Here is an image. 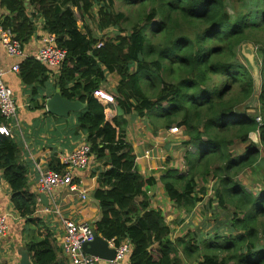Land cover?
<instances>
[{"label":"trees","instance_id":"1","mask_svg":"<svg viewBox=\"0 0 264 264\" xmlns=\"http://www.w3.org/2000/svg\"><path fill=\"white\" fill-rule=\"evenodd\" d=\"M25 1L1 0L0 8L6 12L1 27L11 30L24 48L34 35V19L41 15L43 28L67 51L59 68L62 95L75 100L83 91L79 100L86 109L80 129L88 133L94 157L109 160L104 165L105 179L94 194L102 213L97 233L117 246L123 240L130 242L131 252L124 263L264 264V192L252 193L237 181L261 163L264 150V43L258 39L264 33V13L242 9L231 19L225 0H141L149 12L126 34L127 17L115 11L114 0H32L31 9ZM247 1L256 0H241V5ZM98 4L96 23L91 13ZM112 28L118 31L116 37L97 49L96 31ZM248 42L259 46L256 51L261 53L259 111L263 118L259 112L250 113L247 104L255 95V80L239 52ZM48 69L33 58L22 63L19 74L24 85L42 86ZM108 74L120 77L113 95L117 102L114 126L106 121L105 107L93 97ZM83 79L90 82L82 85ZM128 117L151 119L155 133L159 126L183 130L189 172L180 175L176 169L169 170L161 183L175 208L189 215L202 202L199 195L207 192L197 194L196 183L213 181L215 201L211 203L216 202L226 218L232 214L231 220L219 223L224 229L221 234L216 227L206 240L199 231L172 239V227L147 195V187L156 182L138 172L137 156L125 140ZM5 123L0 112V126ZM255 138L262 149L253 142ZM235 141L250 145L234 156ZM20 145L0 135V169L16 212L31 224L38 200L27 187ZM50 169L59 172L63 166ZM139 198L143 199L136 206ZM25 247L34 264H65L58 259L61 249L41 250L33 240Z\"/></svg>","mask_w":264,"mask_h":264},{"label":"crops","instance_id":"2","mask_svg":"<svg viewBox=\"0 0 264 264\" xmlns=\"http://www.w3.org/2000/svg\"><path fill=\"white\" fill-rule=\"evenodd\" d=\"M26 8L31 9V3ZM74 10L75 8H73V12L76 14L77 11ZM5 14L6 12L0 8V30L2 29L1 22ZM43 25L44 20L42 16L37 15L34 19V35L23 48V58L11 57L8 55L6 49L1 45L0 38V67L6 73L5 81L14 93L16 102L20 107V120L26 130V144L23 145L22 139L19 138L15 141L20 140L18 142L22 143V145H20L22 152L21 162L27 169V187L29 193L36 196L38 200L34 222L26 224V222L20 218L11 202V189L3 178L0 169V213L8 216L9 226L7 236L0 238V264H20L21 253L27 250L25 246L32 240L35 246L41 250L48 247L61 249V242L65 236L61 218L76 223H87L91 225L95 232H97V223H99L102 218L99 203L94 198V194L99 184L105 179L104 173L106 168L104 165L109 164L107 158L99 160L93 155L89 168L84 171L74 172V191L70 188H63L56 189L53 192V196H55L56 200L54 198H52V200L57 202L61 217L54 212L51 204L46 208L40 201L42 193L38 186L39 169L42 171L53 170L50 169L52 166L60 165L64 157L72 153L80 144L86 143L88 138V133L80 129L79 126V120L83 116L86 107L79 112L71 113L68 118L57 117L46 111V101L55 95L58 88L61 90L58 83V78L60 76L59 69L49 68L47 80L44 85L34 87L24 85L20 78V72L15 73L12 71L14 65H22L25 61L33 59L41 49L43 46V39L50 34L43 28ZM78 25L79 29L84 32L85 30L82 22H78ZM110 31L111 30H108L104 33L96 31V35L99 37V40H107L116 37V34L112 36ZM101 68L102 70L105 69L104 66H101ZM119 78L120 77L116 74H108L106 80L101 83L99 88L114 95V92L117 91L119 86ZM88 82H90V79H83L81 83L85 85ZM83 94V91L80 90L77 93L76 99L69 101L80 102L79 98ZM100 104L106 109V121L114 126L112 120L116 116L115 105L105 102H100ZM127 119L129 124L126 130L125 140L133 147L134 155L137 156V170L145 178H152L156 182L155 185L147 187L146 189L152 207L159 209L163 214L166 212V210L164 211L163 205L169 208L173 207L174 211L180 210L184 212L181 209L175 208L161 183V178L171 170H167L164 164L166 158L169 156L167 151L171 144H165L162 139L163 136L159 134L155 136L152 126H150L152 130H145L144 123L149 121L147 117H128ZM136 125L139 131L141 130V126L144 127L142 137L138 138V140L132 139L131 136V131ZM138 134H140V132ZM138 137H140V135H138ZM147 151H150V157L148 158L144 156ZM166 153L167 156L165 155ZM83 194H86L85 198L82 197ZM142 199L143 198H139L136 201V206L140 204ZM47 210L49 211L47 212ZM168 216L170 217L173 215ZM174 217L175 220L177 215ZM179 218L183 219L184 217L181 215ZM165 219L167 220L168 218L165 216ZM168 225H170V223H168ZM126 241L127 240H123L122 243ZM58 259L65 264H70L62 252L59 253ZM100 264L110 263L101 261Z\"/></svg>","mask_w":264,"mask_h":264},{"label":"built area","instance_id":"3","mask_svg":"<svg viewBox=\"0 0 264 264\" xmlns=\"http://www.w3.org/2000/svg\"><path fill=\"white\" fill-rule=\"evenodd\" d=\"M2 28V27H1ZM1 45L6 49L11 57L23 58L24 51L22 45L15 40L11 30H0ZM106 40H100L96 45L97 49L104 47ZM67 51L57 46V41L51 34L43 39V46L35 55L34 59L50 69H59L67 59ZM20 64L13 66L12 71L20 72ZM5 71L0 67V112L6 120L5 124L0 126V135L11 139L25 140L24 127L20 120V107L16 102L13 91L5 81ZM93 97L100 102L113 104L117 102L113 95L107 93L101 88L93 92ZM260 120V119H259ZM146 158L150 157V151L145 152ZM93 154L88 142L80 144L75 150L64 157L61 161L63 169L59 172L55 170L38 171V186L42 194L48 195L50 204L56 214L61 213L53 192L56 189L70 188L74 191V172L84 171L89 168L92 162ZM86 194L82 197L85 198ZM52 200V201H51ZM49 210H47L48 212ZM62 219L65 236L61 242V252L70 264H100L102 260L88 255L83 250L84 244L94 240L95 230L87 223H76L71 220ZM9 230L8 216L0 213V238L7 236ZM110 248L116 250V259L110 264H122L131 252L129 241L123 242L117 246L113 241H108Z\"/></svg>","mask_w":264,"mask_h":264},{"label":"rangeland","instance_id":"4","mask_svg":"<svg viewBox=\"0 0 264 264\" xmlns=\"http://www.w3.org/2000/svg\"><path fill=\"white\" fill-rule=\"evenodd\" d=\"M241 0H225V5L227 7V12L230 15L231 19H235L238 12L242 9H249L248 11L256 12L257 14L261 15L264 13V0H256L255 2L247 1L246 5H241ZM133 3V4H132ZM101 4L96 5L94 10L91 13V17L93 21L97 22L96 16L97 12L100 8ZM114 7L115 11L124 13L127 17L126 22L123 24V28L126 29V34H129L131 32L132 27L140 22L142 18L149 12V6L145 7L142 5L141 0H114ZM74 11H77L75 8ZM77 14V13H76ZM158 19L155 20L157 22ZM154 22V23H155ZM154 23L152 25H154ZM259 23V22H258ZM95 27V26H94ZM96 30V28H95ZM110 33L113 35L117 34L118 31L114 28L110 29ZM259 40L263 41L264 43V33H260ZM253 42L245 43L246 49H252L253 54L251 56H244V54H241L239 52V59L241 62L252 71L254 76L257 79V90L255 92V95L250 99V101L247 103L250 107L249 112L253 114H260L261 118H263L262 113H260L261 104H260V96H261V84H262V75H261V53L260 51H256V48L259 49V46H254L252 44ZM249 44V45H248ZM259 56V58H258ZM145 90V86H144ZM145 130H152L150 126L151 125V119L149 121H146L144 123ZM160 125H163L162 123ZM153 127V126H152ZM143 126H141V130L139 131L137 129V125L134 126L133 130L131 131L132 139L138 140V138L142 137L143 134ZM154 129V127H153ZM140 132V134H138ZM24 133L26 137V130L24 128ZM153 133L156 135L163 136L162 139L166 143H170L171 146L168 149L167 153H169V156L166 158L164 164L165 167L168 169H175L179 171L180 175H187L189 172V168L185 166L184 156L186 149L183 147V143L187 140V137L183 133V130L176 129V126L172 125L171 130L165 129L163 126H159V130L157 133L153 131ZM140 135V137H138ZM27 140V139H26ZM26 140H22L23 145L26 144ZM20 141V140H18ZM254 143L256 142L257 145H260L262 149V145L258 142V139L255 138ZM250 142H247L243 144L240 141H235L234 146L231 147V154L234 156L241 155L245 152V150L249 147ZM194 152V150H191ZM167 153L165 154L167 156ZM168 159V160H167ZM163 164V163H162ZM166 170V171H167ZM165 171V173H166ZM237 181L241 183L245 188L252 192V193H259L260 191L264 192V150H262V161L260 164L257 165V167L254 170H250L248 172H245L244 175L237 178ZM196 193L199 191L207 190L206 193L200 194L199 199H201L202 202L198 203L196 207L194 208L193 212L191 214H187L184 210V212L180 210H173V207L169 208L168 206H164L165 216L168 218L167 223H170L173 229V235L172 239L175 240L179 237H184L188 231H196V232H202L204 234L203 239L206 240L211 234H215L216 227L219 229L217 231V234H221V232L224 231L222 226H218L219 223L222 224L225 220L229 219L231 220L232 214H228V218H226L224 212L217 208V203L214 204L211 203V201H215V194H214V182L210 181L207 185H204L203 180H200L198 183H196ZM198 194V193H197ZM169 210V211H167ZM213 213L216 214V216H213ZM173 215V216H168ZM176 219L174 220V216H176ZM181 215L184 217H181ZM181 219V220H179ZM174 220V221H173ZM180 221H183L180 225ZM215 231V232H213ZM155 249H158V246H154ZM184 261L186 260V257L184 255L180 256ZM187 264H198V262H187Z\"/></svg>","mask_w":264,"mask_h":264},{"label":"water","instance_id":"5","mask_svg":"<svg viewBox=\"0 0 264 264\" xmlns=\"http://www.w3.org/2000/svg\"><path fill=\"white\" fill-rule=\"evenodd\" d=\"M31 1L32 0H26L25 6L28 7ZM252 52V49H246L245 44H243L240 49V53L244 54V56H251L253 54ZM252 75L254 77L255 87L257 90V79L253 73ZM84 107H86L85 104H82L78 101L72 102L64 98L59 88L56 90L55 95L51 99L46 101V111L49 114L55 115L57 117L68 118L71 113L79 112ZM40 201L44 207L48 208L50 206V199L48 195L42 194ZM83 250L86 254L94 256L102 261L113 262L116 259V250L114 248H110L109 242L97 232L94 233V240L92 242L84 244ZM30 258L31 257L29 252L27 250H24L21 253L20 264H33Z\"/></svg>","mask_w":264,"mask_h":264}]
</instances>
